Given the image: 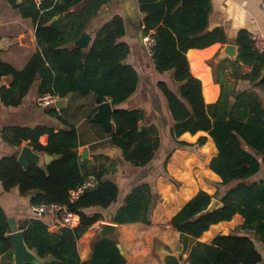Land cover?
<instances>
[{"label": "trees", "instance_id": "16d2710c", "mask_svg": "<svg viewBox=\"0 0 264 264\" xmlns=\"http://www.w3.org/2000/svg\"><path fill=\"white\" fill-rule=\"evenodd\" d=\"M136 1L143 15L142 34L149 35L153 41L150 58L154 69L158 73L170 72L171 81L156 82L172 119L169 134L178 145H184L186 142L176 140L182 133L206 132L217 149L209 167L220 177V183L227 186L222 195L198 191L169 219V225L178 232L187 253L184 264H256L262 257L247 232L264 245V180L250 181L261 168L264 169V82L259 81L264 75V52L258 53L252 48L244 29L230 39L222 27L209 28L211 0ZM7 2L18 9L22 17L32 20L39 50L21 69L0 61V78H10L7 87H0L1 103L18 106L34 82H37L39 95L48 93L62 98L76 93L92 94L94 99L97 96L102 100L108 98L113 106L111 119L114 124L109 144L119 151L123 160L135 166L147 164L159 147V130L154 124L140 128V123H144L141 109L119 106L137 91L140 81L138 72L126 62L129 45L120 40L126 35L123 17L112 16L96 31L85 56H82V49L73 45L91 18L111 0H42L38 6L33 0ZM58 15L60 19L50 22ZM230 41L237 46L235 60L224 59L214 64L215 54L208 61L213 81L219 85V95L214 102L205 103L203 83L199 79L205 81L201 77L202 68L189 67L186 51ZM188 54L196 58L197 53L189 51ZM227 67L232 69L230 76L226 74ZM242 67L248 70L240 71ZM227 77L233 79L232 86L226 84ZM50 109L64 128L55 131L52 126L39 124L9 126L3 130L11 134L7 141L13 146L28 141L34 151L59 157L48 163L43 171L33 163L24 170L16 156H3L0 158V183L4 191L17 188L20 195H29L31 205L67 206L78 216V223L73 227H56L43 218L25 221L20 226L24 241L44 259L42 264H125L113 237L98 238L92 243L89 259L79 258L77 239L103 218L98 209L92 213L87 209H106L116 201L118 187L105 178L109 170L115 169V163L83 173L86 160L81 161L78 155L75 127L61 119L53 107ZM44 134L47 140L43 145L38 139ZM204 141V136L197 139L198 144ZM88 176L96 179L98 187L93 192L84 191L70 202L69 191ZM213 197L222 205L199 215ZM157 198L147 183L134 186L114 211L112 222L148 224ZM235 214L242 216L239 228L245 234L230 232L216 235L210 243L195 241L211 225L230 220ZM7 220L0 205V264L5 260L13 264L11 243L6 237ZM49 254L55 260L48 261Z\"/></svg>", "mask_w": 264, "mask_h": 264}, {"label": "crops", "instance_id": "0c3cea01", "mask_svg": "<svg viewBox=\"0 0 264 264\" xmlns=\"http://www.w3.org/2000/svg\"><path fill=\"white\" fill-rule=\"evenodd\" d=\"M17 1L21 2L23 0ZM117 14L123 17L125 23L123 9L120 5L113 2L103 5L86 25L85 32L91 36V40L96 31L109 21L112 16ZM142 16L139 11L140 21ZM208 20L209 28L222 27L230 39H233L240 29L246 30L248 34L262 33L264 35V0H211ZM129 25L131 26L129 27ZM34 28L35 25L30 18L22 17L18 9L11 7L7 0H0V61L10 63L16 69L23 68L31 55L39 50L36 44ZM125 28L126 35L120 40L125 41L129 45L130 52L126 62L131 64L138 72L140 81L137 91L119 106L141 109L144 113V123L141 122L140 124L143 126L154 124L159 130L160 143L152 159L147 164L135 166L123 160L119 151L109 144V134L114 130L113 122L112 131L106 133L100 123L92 120V114L97 108L92 94L81 96L72 93L66 96L61 107L52 106L61 119L75 127L78 155H80L83 147L87 148V157L84 159L86 161L82 167L83 173L101 167L108 168L110 162L115 163V169L109 170L105 174V178L114 182L118 187L116 201L106 209L98 207L87 209L88 213L99 210L103 218L92 224L77 239V251L80 260H88L92 254V243L98 238H102L99 236L101 224H113L115 228L114 235L105 237H113L120 244L125 264H159L155 253L156 250L164 249L172 252L177 245H180L179 256L181 264H184L187 253L179 241L178 232L169 225V219L198 191L203 190L210 195L216 193L222 195L227 186L220 183V177L209 167L211 158L217 154V149L212 138L206 132L182 133L176 140L186 142L184 145H178L170 136L169 128L172 125V119L166 108L164 97L156 89L158 80L171 81L170 72L158 73L154 69L151 58L147 57L142 48V42L137 36L141 29L140 25L134 26L130 23L128 24V29L126 25ZM230 42L233 43L232 41ZM220 47V43H215L202 49L190 48L186 51L188 62V52L197 53L196 58L200 61L199 64L202 68L200 70L202 73L201 77L206 78L208 76L213 97L210 100L204 98L205 103H211L217 99L219 85L212 81L211 70L204 68L201 62L205 64V61L214 56ZM144 56L148 58L147 63L144 62ZM142 64L147 69L146 77L143 78H141L140 74V66ZM190 71L197 77L191 69ZM9 81V77H1L0 87H7ZM207 90V86H202V92ZM38 96L37 82H34L18 106H5L0 101V158L9 155L17 157L20 148L25 144L29 145L28 141H22L19 146L9 144L7 137H10L11 134L4 131V128L16 125L35 126L39 124L52 126L55 131L64 128L65 125L61 123L62 121L50 113V108L52 107H37L36 99ZM102 101L110 100L106 98ZM157 110L162 112L168 122H160L159 111ZM201 136L205 137V141L202 144H198L197 139ZM46 140V134L41 135L38 139L43 145ZM260 180H264L263 168L250 181ZM141 183H147L158 195L151 209L149 223H113L111 218L116 208L123 203L126 194L134 186ZM0 205L7 218L14 220L18 230L23 222L39 218H43L55 226L52 215H41L32 209L29 195H20L17 188L4 191L1 183ZM242 222V216L235 214L230 220L211 225L195 241L210 243L216 235L222 232H225V235L230 232L245 234V231L239 228ZM77 223L78 218L75 225ZM247 233L250 234L264 262V245L251 232ZM31 251L34 252L33 250ZM38 259L39 264H42L44 259L39 257ZM3 263L9 264V261L5 260Z\"/></svg>", "mask_w": 264, "mask_h": 264}, {"label": "water", "instance_id": "95a60500", "mask_svg": "<svg viewBox=\"0 0 264 264\" xmlns=\"http://www.w3.org/2000/svg\"><path fill=\"white\" fill-rule=\"evenodd\" d=\"M111 2L120 5L123 9V15L125 19V25L128 29V24L132 25H140L139 20V10L137 8V1L136 0H111ZM61 16L58 15L50 20V22H54L60 19ZM131 25H129L130 27ZM138 38L142 42V30L140 29L138 32ZM91 40V36L86 33L85 31L81 33V35L73 42V45L79 47L83 50L82 56H85L86 50L89 47ZM218 57L217 63L224 59L235 60L237 56V46L233 43H226L223 44L222 48L219 52L216 53ZM215 55V56H216ZM260 83L264 82V75L260 78ZM66 97L57 98L54 102L55 107H61L63 102L65 101ZM96 101V111L92 114V120L97 123H100L106 133L112 131V105L110 101H102L100 97L95 98ZM143 125H140L142 128ZM59 155H49L47 153L40 154L33 150L31 145L25 144L23 145L18 154H17V161L21 164L22 168L25 170L27 169L29 163H33L39 166L43 171L46 170V165L50 163L53 159L58 158ZM87 157V148L83 147L80 152V160H84ZM99 183L97 182L95 186L90 187L88 189L89 192L95 191L98 187ZM222 204L221 202L213 197L210 201V204L207 208L199 213V215H203L208 213L209 211L220 207ZM8 225H9V232L6 234V237L9 239L12 248V259L13 264H39V259L34 252H32L28 246L26 245L23 237V230L16 229L14 224V220L12 218H8ZM114 225L113 224H101V231L99 232L100 237L105 236H113L114 235ZM221 235H225V232H222ZM117 248L119 249L120 253L122 254V249L119 243L116 244ZM180 245L176 246V249L172 252H168L164 249H157L156 256L159 260V264H181V258L179 256ZM47 260H55V257L51 256L50 254L47 256Z\"/></svg>", "mask_w": 264, "mask_h": 264}, {"label": "built area", "instance_id": "2783aa9c", "mask_svg": "<svg viewBox=\"0 0 264 264\" xmlns=\"http://www.w3.org/2000/svg\"><path fill=\"white\" fill-rule=\"evenodd\" d=\"M42 0H33V2L38 6ZM143 44L146 48L147 54L151 56L153 41L149 35L142 36ZM249 39L251 41L252 48L258 53L264 52V35L262 33H250ZM57 96L50 94L39 95L36 99V105L40 108H47L54 106V102ZM97 183L93 176H88L80 185L69 191L70 202L75 201L84 191L88 190L90 187L95 186ZM32 209L41 215H52L55 221L56 227H73L77 221L78 216L68 210L67 206L55 204V203H39L36 205H31ZM256 264H264L260 261Z\"/></svg>", "mask_w": 264, "mask_h": 264}, {"label": "rangeland", "instance_id": "374dc122", "mask_svg": "<svg viewBox=\"0 0 264 264\" xmlns=\"http://www.w3.org/2000/svg\"><path fill=\"white\" fill-rule=\"evenodd\" d=\"M143 38V37H142ZM222 44H221V47L217 50V52H219V50L222 48ZM142 48H143V50H144V52L146 53V55H147V57H150L148 54H147V51H146V48H145V46H144V44H143V41H142ZM213 57V56H212ZM211 57V58H212ZM210 58V59H211ZM210 59H208V60H206L205 61V64L206 65H208V61L210 60ZM217 61H218V57H217V55L215 56V57H213V60H212V62L214 63V64H216L217 63ZM144 62L145 63H147L148 62V58H146V56H144ZM209 66V65H208ZM210 67V66H209ZM211 70V68H209V71ZM246 70H248V68H246V67H242L241 69H240V71H246ZM231 73H232V69L230 68V67H227V69H226V74L228 75V76H230L231 75ZM140 74H141V78H143V77H146V74H147V69H146V66H144L143 64L140 66ZM146 79V78H145ZM206 79V78H205ZM211 80V79H210ZM212 81H213V77H212ZM227 83H229L231 86H232V84H233V79L231 78V77H227V82H226V84ZM228 85V84H227ZM172 87H174V85L172 86ZM157 89V88H156ZM159 104V103H158ZM160 105V104H159ZM157 111H159L158 112V114H159V120H160V122H168L167 121V119H166V117L162 114V112L160 111V110H157Z\"/></svg>", "mask_w": 264, "mask_h": 264}, {"label": "bare ground", "instance_id": "6f19581e", "mask_svg": "<svg viewBox=\"0 0 264 264\" xmlns=\"http://www.w3.org/2000/svg\"><path fill=\"white\" fill-rule=\"evenodd\" d=\"M188 58L190 61V67L191 68H198L200 66V64H199L200 61L197 58L193 57L192 54H188ZM202 83H203V87H205V83H206V86L208 87V90L206 92L205 91L203 92L204 93L203 96L205 99L210 100V98H212L213 95H212L211 90H210L208 76H206L205 81L202 80Z\"/></svg>", "mask_w": 264, "mask_h": 264}]
</instances>
